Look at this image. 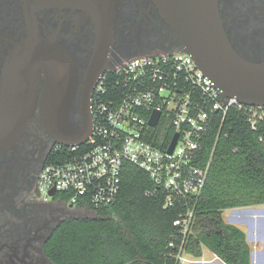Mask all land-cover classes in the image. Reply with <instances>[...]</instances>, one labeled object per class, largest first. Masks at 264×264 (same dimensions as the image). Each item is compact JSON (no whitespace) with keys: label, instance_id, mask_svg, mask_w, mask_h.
<instances>
[{"label":"flooded vegetation","instance_id":"obj_1","mask_svg":"<svg viewBox=\"0 0 264 264\" xmlns=\"http://www.w3.org/2000/svg\"><path fill=\"white\" fill-rule=\"evenodd\" d=\"M99 1L108 4L112 19L110 37L98 43L85 0H0V116L11 113L14 101L20 103L18 116L31 112L14 142L0 151V264H53L45 245L61 220L74 217L69 208L42 202L36 194L38 174L56 144L43 127L44 96L58 92L69 69L75 70V97L66 119L77 128L85 84L96 87L100 71L137 55L179 49L159 0ZM218 9L238 54L264 60V0H218ZM29 40L35 58L25 51L17 55ZM18 59V72L12 71Z\"/></svg>","mask_w":264,"mask_h":264},{"label":"built area","instance_id":"obj_2","mask_svg":"<svg viewBox=\"0 0 264 264\" xmlns=\"http://www.w3.org/2000/svg\"><path fill=\"white\" fill-rule=\"evenodd\" d=\"M232 109L252 129L264 119V106L224 97L181 50L131 57L101 76L95 90V130L80 146H54V159L46 162L36 194L42 202L65 206L72 214L109 207L117 200L128 163L163 193L164 209H184L173 222L183 237L175 249L174 264H189L185 239L209 168V163L204 168L194 163L212 123L216 118L223 121ZM154 111L160 115L152 127L149 119ZM175 134L176 144L168 153Z\"/></svg>","mask_w":264,"mask_h":264},{"label":"trees","instance_id":"obj_3","mask_svg":"<svg viewBox=\"0 0 264 264\" xmlns=\"http://www.w3.org/2000/svg\"><path fill=\"white\" fill-rule=\"evenodd\" d=\"M53 159L52 151L47 161ZM208 163L185 252L200 257L204 247L224 264H251L245 233L226 223L222 214L264 205V119L252 129L233 109L223 121L216 118L194 166L204 168ZM163 198L143 171L126 163L116 202L88 208L87 216L61 220L45 253L53 264H174L183 237L173 222L184 209H164Z\"/></svg>","mask_w":264,"mask_h":264},{"label":"water","instance_id":"obj_4","mask_svg":"<svg viewBox=\"0 0 264 264\" xmlns=\"http://www.w3.org/2000/svg\"><path fill=\"white\" fill-rule=\"evenodd\" d=\"M85 2L95 20L96 38L99 43L111 35L112 16L109 6L107 4L105 8L99 0H85ZM159 4L175 32L179 43L177 51L181 50L190 55L197 68L222 90L224 97H235L249 106H264V60H248L233 48L222 25L218 0H159ZM30 42L31 40L22 44L18 48L17 55L23 51L26 55H36L34 44ZM14 62L16 64L12 71L18 72L19 59ZM104 70L99 72L101 76L107 73V70ZM15 76L17 77V75L10 77ZM98 82H101V77ZM96 87L93 82L85 84L80 100L81 123L77 128L70 127L66 119L75 97V70L73 74L69 69L67 81L59 83L58 92L55 93V89H51L44 96L43 127L54 138L56 144L65 147L80 146L88 140L92 130H95ZM14 102L15 106L10 109L11 113L0 116V151L14 142L23 124L30 119L31 112L26 118L18 116L20 103ZM159 115V112H152L149 119L150 126H156ZM176 140L177 134L172 138L168 153L172 152ZM45 167L46 163L38 174L37 184ZM49 195L52 196L53 191ZM233 212L236 213V210ZM229 221L235 219L231 218ZM253 258L254 252L251 250V264H255Z\"/></svg>","mask_w":264,"mask_h":264},{"label":"rangeland","instance_id":"obj_5","mask_svg":"<svg viewBox=\"0 0 264 264\" xmlns=\"http://www.w3.org/2000/svg\"><path fill=\"white\" fill-rule=\"evenodd\" d=\"M234 210L236 213L232 212ZM73 216L83 215L73 213ZM230 217L235 221H229ZM222 218L226 223L238 227L245 233L250 249L254 252L253 262L264 264V205L228 209L223 212Z\"/></svg>","mask_w":264,"mask_h":264},{"label":"crops","instance_id":"obj_6","mask_svg":"<svg viewBox=\"0 0 264 264\" xmlns=\"http://www.w3.org/2000/svg\"><path fill=\"white\" fill-rule=\"evenodd\" d=\"M233 212V211H232ZM234 213V212H233ZM233 217H230V219ZM191 263L189 264H224L216 255L206 248H202L200 257L189 256Z\"/></svg>","mask_w":264,"mask_h":264}]
</instances>
